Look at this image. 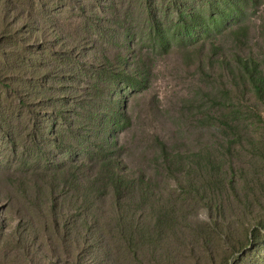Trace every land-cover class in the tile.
<instances>
[{
    "label": "trees",
    "instance_id": "16d2710c",
    "mask_svg": "<svg viewBox=\"0 0 264 264\" xmlns=\"http://www.w3.org/2000/svg\"><path fill=\"white\" fill-rule=\"evenodd\" d=\"M201 1L200 8L189 9L184 3L175 6L177 30L191 28L200 37L213 33L217 37L230 36L239 44L247 42L249 29L239 17L241 3L248 0ZM145 4L142 12L153 25L159 48L169 51L171 37L162 24L158 6ZM120 5L116 0H0V55L4 61L11 60L9 54L14 55L12 68L19 73V81L3 82L4 89H12L23 106L46 110L41 127L48 128L50 118L71 124L70 139L77 142L83 155L67 166L51 168L49 162L35 163L37 178L29 180L22 193L26 198L37 193V205L43 213L40 222H26L23 239L22 233L13 236L23 264H31V255L44 247L52 254L49 259L40 253L46 264H172L178 255L175 245L186 247L192 237L193 241L198 239L195 230L186 223L182 226L180 219L184 213L181 201L198 192L177 187L156 197L145 176L136 178L120 154L113 131L116 125L129 122L120 95L127 86L141 81L127 60L135 51L131 25L123 34V52L99 43L111 37L110 30L118 32L108 27L110 23L118 25L129 16ZM60 7L73 10L74 32L59 23ZM204 46L202 43L198 50L201 52ZM98 51L101 56L90 59V54ZM208 51L220 69L227 68L231 73L224 83L223 98L229 101L240 92L264 111V74L259 59L239 47L228 59L221 54L218 40L210 42ZM258 121L262 124L260 143L264 149V116L259 115ZM158 143L166 165L165 177L177 180L173 166L183 165L189 157ZM189 153L190 157L200 156L198 152ZM215 163L216 158L207 157L200 166L214 169ZM180 177L184 180L183 175Z\"/></svg>",
    "mask_w": 264,
    "mask_h": 264
},
{
    "label": "rangeland",
    "instance_id": "374dc122",
    "mask_svg": "<svg viewBox=\"0 0 264 264\" xmlns=\"http://www.w3.org/2000/svg\"><path fill=\"white\" fill-rule=\"evenodd\" d=\"M116 2L129 16L125 14L118 25L110 23L108 27L118 32L110 30L111 37L99 43L106 49L123 52V34L131 25V30L127 28L135 36V51L127 60L141 80L127 86L120 95V105H125L129 119L113 131L120 154L136 178L145 176L156 197L177 187L198 192L181 201L184 213L180 218L184 222L181 225L195 230L198 239L193 241L192 237L186 247L175 245L178 255L172 264H264V149L260 143L262 124L258 121L264 111L259 103L248 101L240 92L229 101L223 98L224 83L231 73L227 68L220 69L208 51L215 40L228 59L237 47L244 48L248 55L259 59L264 74V0L241 3L240 22L249 29L245 44L236 43L230 36L211 33L200 37L196 29L177 30L175 6L184 3L189 9L200 8L201 0ZM145 3H156L159 8L162 24L171 37L169 51L161 50L156 42L153 25L142 12ZM72 11L60 7L57 15L59 23L74 32L76 18ZM202 43L205 48L200 52L198 46ZM8 56L11 60L4 61L0 55V264H23L13 236L22 233L23 239L26 222H40L43 213L41 205H37V193L27 198L22 193L28 181L37 178L34 166L45 162L51 168L67 166L83 155L77 142L70 139L71 124L48 117V128L41 127L46 110L35 105L25 107L12 89H4L6 80L19 81L17 69L12 68L14 55ZM94 56H101L100 51L90 54V59ZM117 63L121 65L120 60ZM158 141L169 151L189 157L183 165L173 166L177 180L164 175L166 165ZM69 150L72 155L66 154ZM192 151L200 156L190 157ZM207 157L218 160L214 169L200 166ZM24 164L34 165L30 168ZM41 252L46 258L52 257L48 247ZM40 253L31 255V264H46Z\"/></svg>",
    "mask_w": 264,
    "mask_h": 264
}]
</instances>
